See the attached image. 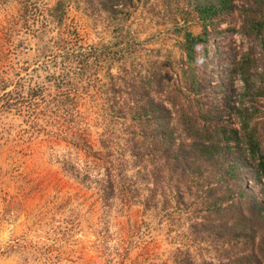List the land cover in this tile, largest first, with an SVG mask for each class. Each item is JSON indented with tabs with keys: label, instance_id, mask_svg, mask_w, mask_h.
<instances>
[{
	"label": "rangeland",
	"instance_id": "374dc122",
	"mask_svg": "<svg viewBox=\"0 0 264 264\" xmlns=\"http://www.w3.org/2000/svg\"><path fill=\"white\" fill-rule=\"evenodd\" d=\"M235 1L214 30L224 61H209L221 65L212 88L227 98L226 115L243 89L230 62L250 54L263 70L248 11ZM191 9L187 0H140L116 13L98 0H0V264H239L236 248L196 227L207 183L163 160L137 162L126 119L115 114V101L163 64L171 79L182 75V28L203 31ZM70 35L96 50L91 66L68 65ZM256 85L261 92L247 98L263 129L264 81ZM246 180L264 202L261 186Z\"/></svg>",
	"mask_w": 264,
	"mask_h": 264
},
{
	"label": "trees",
	"instance_id": "16d2710c",
	"mask_svg": "<svg viewBox=\"0 0 264 264\" xmlns=\"http://www.w3.org/2000/svg\"><path fill=\"white\" fill-rule=\"evenodd\" d=\"M138 1L98 0V3L116 13L120 7H132ZM187 1L202 22L203 31L196 34L182 28L184 40L179 42V47L186 59L182 75L171 79L170 68L163 64L159 73H148L146 78L132 85L131 90L129 87L128 99L124 97L121 105L115 101L118 106L115 114H123L126 119L124 130L129 133L128 141L133 144L137 162L146 160L147 156L154 162L163 160L173 166L178 175H197L207 183L203 191L208 206L201 219H196V227L209 230L218 240L236 248L239 264H264L260 254L264 249V202L246 180L248 174L264 193V128L260 129L255 123L259 118L257 108L252 99L247 98L260 93L256 82L264 81V0H241L242 7L248 11L245 27L255 35L261 47L263 70L258 71V67L252 65L250 54L240 58L241 61L230 62L229 76H237L243 89L228 115L225 114L227 98L218 100L212 88L213 81L221 76V65L212 70L209 61L213 57L224 61L219 50H213V40L220 34L214 30L236 10V1ZM182 12L186 14L188 10L183 8ZM67 41L71 49L66 51L68 65L77 62L80 67L91 66L96 50L93 47L85 50L84 45L75 42L74 35ZM216 84L222 92L223 84ZM71 88L72 79L64 89L67 93L64 101L69 107L74 102ZM233 88L232 85L230 90ZM32 90L39 94L42 88ZM156 94L161 97L157 98ZM250 241L253 242L251 247Z\"/></svg>",
	"mask_w": 264,
	"mask_h": 264
}]
</instances>
